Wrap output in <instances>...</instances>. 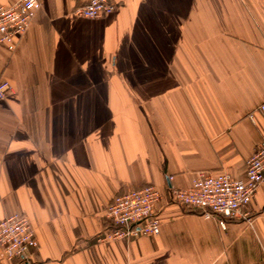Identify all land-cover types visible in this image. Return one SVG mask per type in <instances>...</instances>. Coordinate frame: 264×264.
Listing matches in <instances>:
<instances>
[{
    "label": "crops",
    "instance_id": "crops-1",
    "mask_svg": "<svg viewBox=\"0 0 264 264\" xmlns=\"http://www.w3.org/2000/svg\"><path fill=\"white\" fill-rule=\"evenodd\" d=\"M114 1L90 19L40 0L0 44V220L26 214L39 241L0 264H264V184L225 227L172 197L199 170L245 179L264 142V0ZM146 184L160 233L102 240L113 198Z\"/></svg>",
    "mask_w": 264,
    "mask_h": 264
},
{
    "label": "built area",
    "instance_id": "built-area-1",
    "mask_svg": "<svg viewBox=\"0 0 264 264\" xmlns=\"http://www.w3.org/2000/svg\"><path fill=\"white\" fill-rule=\"evenodd\" d=\"M40 0H20L10 6H0V44L10 51L18 37L25 34L37 11ZM116 10L114 0H79L74 13L98 19ZM11 84L0 80V100L11 92ZM264 113V102L258 107ZM251 119L254 116L251 114ZM264 184V142L247 161L245 179H236L227 171L213 173L199 170L186 188H172L173 199L187 209L197 210L207 218H217L222 227L229 218L250 216L246 207ZM162 197L152 184L142 185L118 194L107 207L110 228L101 236L104 241L129 239L140 235L159 234L161 221L155 207ZM39 245L33 224L24 213H14L0 220V251L9 260L29 261Z\"/></svg>",
    "mask_w": 264,
    "mask_h": 264
}]
</instances>
